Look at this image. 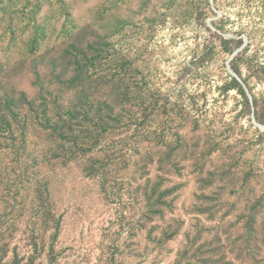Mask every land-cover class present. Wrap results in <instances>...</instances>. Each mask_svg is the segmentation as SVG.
<instances>
[{
	"label": "rangeland",
	"instance_id": "rangeland-1",
	"mask_svg": "<svg viewBox=\"0 0 264 264\" xmlns=\"http://www.w3.org/2000/svg\"><path fill=\"white\" fill-rule=\"evenodd\" d=\"M0 264H264V0H0Z\"/></svg>",
	"mask_w": 264,
	"mask_h": 264
}]
</instances>
